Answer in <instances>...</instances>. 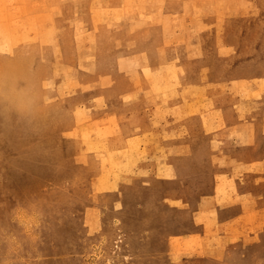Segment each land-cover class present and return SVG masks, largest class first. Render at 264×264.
Here are the masks:
<instances>
[{
	"label": "rangeland",
	"instance_id": "rangeland-1",
	"mask_svg": "<svg viewBox=\"0 0 264 264\" xmlns=\"http://www.w3.org/2000/svg\"><path fill=\"white\" fill-rule=\"evenodd\" d=\"M158 1L129 0V4L139 10L137 17L141 20L147 12L146 4ZM174 1L182 3L173 4V9L166 11L174 15L172 20L167 18L166 22L158 21L156 25L179 35L161 38L150 35L144 40L157 45L160 40L162 46L178 44L193 52L201 47L206 49L201 55L195 54L207 60L205 81L212 88L222 86L220 92L226 95L204 102L210 112L202 118L212 121L211 129L206 131L196 114L190 119V131L186 136L177 137L173 149L166 148L168 152L161 154L157 149L145 153L150 157L144 162L145 174L150 179L143 182V177L137 176L134 182L139 190L130 194L133 199L119 194V190L113 191L116 195L110 198L111 206L106 204L96 212L105 201L97 203L96 198L89 195L86 189L92 180L84 176L79 181L66 182L67 208L74 201L82 204L83 212L79 213L84 224L80 228L86 230L81 234L87 239L82 264H97L105 259L107 244L116 247L125 242L131 245L126 247L118 264H264V103L260 107L262 104L253 101V97H242L232 80L235 78L232 74L243 69L242 73L252 71L255 78L264 76L261 74L264 67L255 69L257 65L253 63L254 59L264 56L263 44L256 39L257 34L264 33V7L259 6L257 0H240L241 10L232 16L236 21L226 22L227 25L224 23L218 31H213L209 20L215 23V15L207 13L204 10L207 7L194 6L191 0ZM196 8L199 10L193 18ZM148 12L151 22L160 18L157 11L148 9ZM15 16V22L29 26V17L25 14L16 13ZM43 25L46 23H39V27ZM185 31L191 32L190 38L183 37ZM195 33L196 36H192ZM31 41L23 39L20 42ZM224 48L230 50L224 51ZM9 81L3 80L0 73V264H64L62 166L44 122L43 87L41 83L30 87L23 82L14 91ZM30 95L34 96V101L31 98L32 102H27ZM199 104L197 101L194 113ZM211 109L216 111L211 112ZM164 119V122L172 121L169 116ZM248 129L254 139L248 138L242 144L238 138ZM172 151L188 153V161L181 159L173 179L166 180L157 175L160 166L155 164V159H161L162 155L172 158ZM173 162H176L174 156ZM69 168H82L81 173L85 175L83 165L73 164ZM154 181L162 182L154 190L144 188L143 184L151 186ZM72 185L83 186V192H74ZM84 238L79 237L78 241ZM74 258L77 257L72 252V263Z\"/></svg>",
	"mask_w": 264,
	"mask_h": 264
},
{
	"label": "bare ground",
	"instance_id": "bare-ground-1",
	"mask_svg": "<svg viewBox=\"0 0 264 264\" xmlns=\"http://www.w3.org/2000/svg\"><path fill=\"white\" fill-rule=\"evenodd\" d=\"M204 1L190 2L201 9L207 7L204 9L207 13L213 12L215 23L209 20L213 31H218L226 22L236 21L232 16L241 10L236 0ZM181 3L174 0L147 3V12L140 20L137 17L139 10L132 8L129 0H0L1 78L9 79V85L14 91L23 82L30 87L41 83L43 87L44 122L51 134L50 141L54 140L57 149L55 154L62 166L60 183L64 264L83 263L82 251L87 240L81 234L86 230L80 228L84 224L79 213L83 212L82 204L74 201L69 205L70 208L66 205L68 180L79 181L84 176L92 180L91 186L86 189L89 195L95 197L97 203L105 201L95 209L99 212L106 204L111 206L113 202L110 198L116 195L113 191L119 190V194L131 198L133 190H139L134 182L137 176L143 177V182L150 179L145 174L144 166L150 157L145 153L157 149L161 154L167 151L166 148L173 149L177 137L186 136L190 131V119L196 114L200 116L199 121L206 131L213 127L212 121L203 119V115L210 112L204 102L220 99L226 94L220 92L222 86L212 88L205 81L208 75L207 60L195 54L206 49L201 47V50L193 52L178 44L174 47L162 46L160 40V45L154 41L148 44L144 40V37L150 35L156 38L174 35L176 32L162 29L156 23L172 20L174 15L166 14V11L173 9V4ZM148 9L159 12L160 18L151 22ZM198 10H193V18ZM16 13L29 17V26L15 22ZM39 23L46 25L39 27ZM196 33L192 36H196ZM182 35L190 38L191 32L185 31ZM23 39L32 41L24 44L20 42ZM256 39L264 48V33L257 34ZM254 60L253 63L257 65L255 69L264 67V56ZM242 72L239 70L232 74L235 76L232 80L237 86L236 91L242 97H253V101H258L262 104L260 107H263L264 76L255 78L252 71L245 74ZM4 83L8 86L7 81ZM33 95L36 94L33 92ZM34 96L30 95L27 102H32ZM23 98L21 96L20 99ZM197 101L200 104L194 113ZM215 111L211 109V112ZM165 116L172 117V121L164 122ZM243 126L248 128L247 125ZM248 138L254 139L249 129L241 133L238 139L245 144ZM163 156L155 159V164L160 166L157 175L172 180L174 171L180 166L177 165L179 161H188V153L177 154L172 151V158ZM73 164L85 166V175L81 173L82 168L68 169ZM161 182L154 181L151 186H143L146 190H154ZM71 189L83 192V186L72 185ZM79 237L84 240L78 241ZM124 244L116 247L107 244L105 259L97 264L115 261L118 264L126 247L131 245L129 242ZM72 252L77 257L73 263L70 261Z\"/></svg>",
	"mask_w": 264,
	"mask_h": 264
},
{
	"label": "crops",
	"instance_id": "crops-1",
	"mask_svg": "<svg viewBox=\"0 0 264 264\" xmlns=\"http://www.w3.org/2000/svg\"><path fill=\"white\" fill-rule=\"evenodd\" d=\"M205 1H207V0H205ZM205 1H204V2H205ZM239 2H240V0H236V4H237V3L239 4ZM257 4H259V5H264V1L257 0ZM211 5H213V4H211ZM238 11H240V10H237L236 12L238 13Z\"/></svg>",
	"mask_w": 264,
	"mask_h": 264
}]
</instances>
